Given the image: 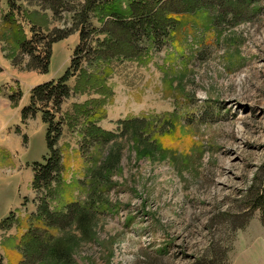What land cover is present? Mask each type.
Segmentation results:
<instances>
[{"label": "rangeland", "instance_id": "1", "mask_svg": "<svg viewBox=\"0 0 264 264\" xmlns=\"http://www.w3.org/2000/svg\"><path fill=\"white\" fill-rule=\"evenodd\" d=\"M64 1L79 10L85 0ZM134 1L173 11L155 42L141 36L127 52L113 51L115 21L95 13L85 49L75 53L78 32L53 43L45 73L15 43L0 3V99H8L0 100L8 147L0 149V264H27V233L69 251L46 264H264L260 212L245 224L241 213L264 163V0L230 1L235 8L201 0L175 16L179 0ZM114 2L126 10L128 0ZM20 3L14 18L27 39L39 32L30 50L41 56L42 36L74 23L67 10L55 17ZM77 63L69 97L57 108L36 104L24 118L32 90ZM84 104L89 115L76 109ZM46 110L58 124L51 136L62 170L36 186V165L50 156ZM89 121L98 128L88 134ZM79 209L92 214L83 226L73 214L57 218Z\"/></svg>", "mask_w": 264, "mask_h": 264}, {"label": "trees", "instance_id": "2", "mask_svg": "<svg viewBox=\"0 0 264 264\" xmlns=\"http://www.w3.org/2000/svg\"><path fill=\"white\" fill-rule=\"evenodd\" d=\"M179 1L183 8L181 11L183 12L180 11V13L174 14V16L180 15L181 13H190L191 9H193L195 5H198L201 0ZM218 1L225 2L224 4L226 6L235 8L233 4L230 3V1L232 2V0ZM6 2L9 8V10L7 11L8 13L6 12L3 15L4 20L6 21V26H9L12 30H14L15 43L21 46L22 49H25L26 53L28 52L30 60H32V62H37L38 64L37 68H34L38 69L42 73H45L48 70L49 60L51 56V45L53 43L59 40H63L69 35L78 32L80 43L75 50V53L81 52V50L85 49L84 42L87 40L88 36H90V34L95 31L93 29L86 31V28L91 27L89 18L92 15L95 16V13H98V15H100L99 13H104L107 18L111 17L114 19L115 22L113 23V28L111 29L110 26V28L107 29V33L109 34L110 38H113V36L118 38V41H116V43L108 45V47H110V49H112L113 51L118 52V50H120L124 53L129 50L128 48H132L135 42L138 41L137 39H139L141 36H146V39L150 40L152 43L153 41L155 42L158 37V33L163 29L165 30L166 28L165 21L168 20L169 22V20L173 19V11H170L167 8H163V4L159 6V3L156 6L149 8V4L144 5L143 3H140L141 5H136L134 0H128L126 10H121V5L114 4V0H85L84 2H82L83 4L80 5L79 10H75L78 5L73 9H68L67 1L65 2L64 0H27L28 3L31 4L32 2L33 4H37V6H40V8L42 7L45 9H51L55 17L58 16L59 9L62 11L67 10V12L72 13L71 16L74 20V23L70 27H67L63 30H53L52 32L42 36V40L46 43L43 44L44 55L41 56L40 52L37 53L35 50H30V46L34 43V39L37 38L36 34H39V32H35V30L32 29L34 35L32 36V39H27L25 33H23L22 28L14 18V13L19 12L22 9L23 5L20 3V0H6ZM77 22H79V26H77ZM103 31L104 30H102L101 32ZM82 43L83 45H81ZM129 52L131 53V51ZM78 69V63L74 65L72 64V66L68 68V70L62 76H60L57 81L45 82L35 87L31 93L32 98L30 106L25 107L23 110L24 118L27 117V114L29 112H35V106H37L36 104L39 103L45 106L52 102L55 108L59 107L61 102L69 97L70 94L67 82L70 77L74 76L77 73ZM80 108L85 114L89 115L90 111L85 104L82 107L76 106V109L80 110ZM43 120L47 123L48 127L46 132V139L48 142L50 156L46 159L45 164L37 163L36 165L37 170L33 181L36 186H39L40 184L49 185V183H51L52 180L56 178V175H58L60 170H62L61 154L57 149H54V143L57 140V137L52 138L51 136L55 129L57 132V136L59 135V132L57 131L58 124H54V118L49 110L43 112ZM130 122L125 123V126L133 128V125L137 124V122L135 123V121H133L132 123ZM138 122L144 123L143 121ZM89 123L91 127L87 129L88 134L89 132H91V130L98 128L93 124V122L89 121ZM53 127L55 129H53ZM99 129H97V136L104 137L105 139L110 138V133ZM241 201H243L241 210H246L241 211V213L244 212L243 216L245 217V222L243 224L247 222V220L255 211L260 212L261 221L264 224V163H262L260 167H258V171L255 173L252 182L245 190ZM43 206L40 210L48 216L47 221L50 222L52 215L51 213H48L46 205L44 204ZM72 214L74 215V219L76 220V222H79L80 226L85 225L88 222L89 218L92 216L91 212L79 209L77 211H71V213H69L65 218H63V216H57V218L58 220H60L61 218L64 220H70L73 217ZM239 215L240 214H238V216ZM7 218L4 219V222L8 221ZM51 239L52 237L49 239L46 238L45 241H43L37 236L31 237L30 233L23 235L21 244L23 247L22 250H24L23 255L25 258V262H27L28 264L29 262L36 259H39L40 261L42 258L39 264H46V262L50 258L62 260L63 258L67 257L69 251L63 247L64 244H55V241L53 242ZM208 252L209 251H205V254L201 257L207 256Z\"/></svg>", "mask_w": 264, "mask_h": 264}, {"label": "crops", "instance_id": "3", "mask_svg": "<svg viewBox=\"0 0 264 264\" xmlns=\"http://www.w3.org/2000/svg\"><path fill=\"white\" fill-rule=\"evenodd\" d=\"M0 3H2L3 5V10H8L9 8H8V5H7V2H6V0H0ZM5 6V7H4ZM6 13V11H4V14ZM0 100H2L4 103H5V105L7 104V101H8V99L7 98H5L4 97V99H0ZM2 123V122H1ZM5 127H7L6 125H4V124H2V128H4L5 129ZM6 131H7V128L5 129ZM8 132V131H7ZM8 133H10V132H8ZM2 147V148H1ZM11 147V146H10ZM8 147H6V145H5V143H3V142H0V149H2V150H5V149H7Z\"/></svg>", "mask_w": 264, "mask_h": 264}]
</instances>
